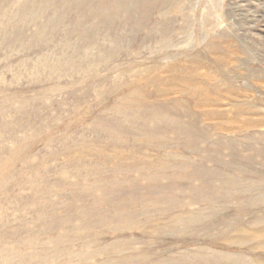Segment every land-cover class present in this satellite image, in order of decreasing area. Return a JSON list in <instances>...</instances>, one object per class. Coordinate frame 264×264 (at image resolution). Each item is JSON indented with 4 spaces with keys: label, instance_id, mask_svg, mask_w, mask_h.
Listing matches in <instances>:
<instances>
[{
    "label": "rangeland",
    "instance_id": "374dc122",
    "mask_svg": "<svg viewBox=\"0 0 264 264\" xmlns=\"http://www.w3.org/2000/svg\"><path fill=\"white\" fill-rule=\"evenodd\" d=\"M170 68L250 111L241 155ZM263 148L264 0H0V264H264Z\"/></svg>",
    "mask_w": 264,
    "mask_h": 264
},
{
    "label": "bare ground",
    "instance_id": "6f19581e",
    "mask_svg": "<svg viewBox=\"0 0 264 264\" xmlns=\"http://www.w3.org/2000/svg\"><path fill=\"white\" fill-rule=\"evenodd\" d=\"M205 54V53H204ZM218 62V61H217ZM190 66V65H189ZM191 69V67H190ZM171 75L168 78V94H173L175 91V86L179 88V94H180V99L173 101L172 108L176 110H182L184 112V116L186 118H189L188 122L191 123L193 126H197L201 128V137L206 140L207 136L209 133L207 132L208 126H212L216 130L223 131L226 133L227 140L221 141L223 142V145L220 146L218 151H216V157L218 159V163H221L223 159L229 157L232 158L236 155H238V151L234 152V149L231 148V143L232 141H235V139H231L232 133L231 131L236 127L237 124H240V127L242 129H247L250 126H254L255 124H251L246 117V115H250V111L248 109L242 108V107H234V115H228L223 112V110L220 109L221 103L220 100L218 99L215 94H218L219 89L215 87L208 86V79H198L197 75H195L193 72H188L187 70L181 71V70H176V68H170ZM208 80V81H207ZM207 81V82H206ZM210 84V83H209ZM212 84V83H211ZM239 88V87H238ZM235 94V93H234ZM242 94V93H241ZM142 96V95H140ZM226 97V96H225ZM228 98V97H227ZM230 98V97H229ZM235 99V98H234ZM233 99V100H234ZM131 100V99H130ZM232 100V101H233ZM135 101V100H134ZM143 101V99H142ZM235 101V100H234ZM133 102V100H132ZM139 102V100H138ZM143 104V102H142ZM145 104V102H144ZM141 105V104H140ZM246 105V104H245ZM146 106V105H145ZM150 109V108H149ZM231 109V108H230ZM155 110V109H154ZM152 111V110H151ZM196 112V115H193L191 117V114L193 112ZM225 111V110H224ZM164 112V111H163ZM228 112V111H227ZM253 113V112H252ZM260 113V112H258ZM255 114V113H253ZM154 115V114H153ZM163 115V114H162ZM164 115H167L166 113ZM169 115H167L168 118ZM170 117V116H169ZM149 118V117H148ZM154 118V117H153ZM176 118V117H175ZM174 119V118H173ZM178 119V118H177ZM135 120V118H134ZM152 120V119H151ZM165 120V119H164ZM168 120V119H167ZM176 120V119H175ZM174 120V121H175ZM260 120V119H259ZM263 120V119H262ZM159 121V120H157ZM173 121V122H174ZM261 121V120H260ZM162 122V121H161ZM171 122V121H170ZM257 123V122H256ZM104 124V122H103ZM169 124V123H167ZM186 124V123H185ZM188 124V123H187ZM102 125V124H101ZM156 125V124H155ZM161 125V124H160ZM188 126V125H187ZM186 126V127H187ZM107 127V126H106ZM173 127V126H171ZM182 127V126H181ZM184 127V126H183ZM112 128V127H111ZM118 129V128H117ZM116 129V130H117ZM191 129V128H189ZM240 129V128H239ZM187 130V129H186ZM107 131V130H106ZM119 131V130H117ZM208 131H210L208 129ZM251 131V130H250ZM239 132V131H238ZM254 132V131H252ZM218 133V132H216ZM245 133V132H244ZM247 133V132H246ZM249 133V132H248ZM160 134V133H159ZM187 134V133H186ZM221 134V133H220ZM239 133H236V135ZM241 134V133H240ZM114 135V134H113ZM211 135V133H210ZM245 135V134H244ZM248 135V134H246ZM251 135V134H249ZM158 136V135H157ZM214 136V135H213ZM212 136V137H213ZM231 136V137H229ZM239 136V135H238ZM242 136V134L240 135ZM161 137V135H160ZM222 137V136H220ZM235 138V136H233ZM247 137V136H246ZM254 137V136H253ZM225 138V137H224ZM230 138V139H229ZM237 138V137H236ZM250 138V137H249ZM255 138V137H254ZM147 139H150L149 137ZM212 139V138H211ZM219 137H217V142H218ZM256 139V138H255ZM152 140V139H151ZM253 140V139H252ZM240 141V140H238ZM248 141V140H247ZM247 145H249V142H247ZM244 142V141H243ZM215 143V142H214ZM245 144V143H244ZM255 144V143H254ZM235 145V144H234ZM232 144V146H234ZM239 147V146H237ZM244 147V146H243ZM224 148V149H223ZM264 149V148H263ZM238 150V149H237ZM257 150V149H255ZM253 151V150H252ZM240 152V151H239ZM243 153H246V151H241ZM254 152V151H253ZM260 152V151H259ZM111 154V153H110ZM121 155V154H120ZM241 155V153L239 154ZM243 155V154H242ZM261 156V155H260ZM250 158V157H249ZM173 159V158H172ZM233 159V158H232ZM236 159V158H235ZM253 159V158H252ZM248 160V159H247ZM255 160V159H254ZM239 161V160H238ZM251 162V161H250ZM257 162V161H256ZM72 163V162H71ZM164 163V162H163ZM245 163V162H244ZM248 163V162H247ZM246 163V164H247ZM253 163H251L252 165ZM167 165V163H166ZM224 165V164H223ZM220 166V165H219ZM3 167V166H2ZM165 167V166H164ZM217 167V166H215ZM231 167V166H230ZM249 168V166H247ZM233 167H231L232 169ZM117 169V168H116ZM235 169V167H234ZM257 169V168H256ZM259 169V168H258ZM262 169V168H261ZM260 169V170H261ZM228 170V169H227ZM255 170V169H254ZM263 170V169H262ZM230 171V170H229ZM232 173L230 174V177H227L229 179H225V183L223 185H227L229 189H232V196H230V199L232 198V201L236 203L237 209H251L254 208L256 204V198L254 199L253 197H250L249 194H246L245 196L240 195V192L238 191L240 188L244 186L247 187L249 186L247 181H244L243 178L239 177L235 171L231 170ZM256 171V170H255ZM218 172V171H217ZM216 172V173H217ZM258 172V171H257ZM105 173V172H104ZM115 174V173H114ZM219 174V172H218ZM225 174V173H224ZM244 174V173H243ZM248 174V173H247ZM253 174V173H252ZM217 175V174H215ZM255 175V173H254ZM258 175V174H257ZM226 176V175H225ZM246 176V174L244 175ZM252 176V175H251ZM217 177H219L217 175ZM249 178V176H246ZM154 178V177H153ZM152 178V179H153ZM221 178L219 177V180ZM251 179V178H250ZM154 180V179H153ZM216 184V183H215ZM222 184V183H221ZM205 188H208V185H204ZM222 186V185H220ZM214 187V186H213ZM217 187V186H216ZM244 191V190H243ZM249 191V190H248ZM256 191V190H255ZM212 193V192H211ZM218 193V192H217ZM215 194V193H214ZM245 195V194H244ZM255 195V194H254ZM225 196V195H224ZM210 197V196H209ZM223 198V197H222ZM230 206V205H229ZM142 207V206H141ZM151 207V206H150ZM93 218V217H92ZM177 219V218H176ZM183 219V218H182ZM186 222V221H185ZM192 223V222H191ZM205 226V225H204ZM126 228V227H125ZM252 228V227H251ZM259 228V227H258ZM257 228V229H258ZM262 228V227H260ZM259 228V229H260ZM264 228V227H263ZM213 229V228H212ZM252 229H255L252 228ZM251 229V230H252ZM114 230V229H113ZM154 232V231H153ZM257 236L264 238V229L257 231ZM190 237V236H189ZM118 242V241H117ZM115 245V244H114ZM118 246V245H117Z\"/></svg>",
    "mask_w": 264,
    "mask_h": 264
}]
</instances>
